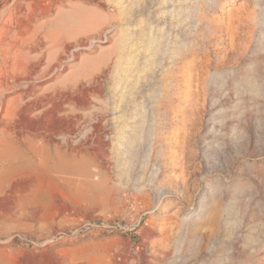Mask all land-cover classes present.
<instances>
[{"label":"rangeland","instance_id":"obj_1","mask_svg":"<svg viewBox=\"0 0 264 264\" xmlns=\"http://www.w3.org/2000/svg\"><path fill=\"white\" fill-rule=\"evenodd\" d=\"M1 139L0 264H264V0H0Z\"/></svg>","mask_w":264,"mask_h":264},{"label":"bare ground","instance_id":"obj_2","mask_svg":"<svg viewBox=\"0 0 264 264\" xmlns=\"http://www.w3.org/2000/svg\"><path fill=\"white\" fill-rule=\"evenodd\" d=\"M161 41H162V39H161ZM11 131L8 132L7 130L6 131L3 130V133L11 136ZM2 136H3V134H2ZM16 142L15 141H6L4 139L0 140V170L1 171H3L5 167H8L10 169L20 167L21 165H19L18 162H25V163L31 164L32 159L29 156L31 152H33L34 154H37L39 157L43 158L42 164L43 163L45 164V162L48 161V159H49L48 154L46 153V149H44L43 147H36L35 145H32V143H29L25 149H21L19 146L16 145L17 144ZM62 155H64V154H62ZM62 155L61 154L56 155L57 156L56 158L60 162L63 161ZM1 171H0V173H2ZM6 175H8V174H6Z\"/></svg>","mask_w":264,"mask_h":264}]
</instances>
